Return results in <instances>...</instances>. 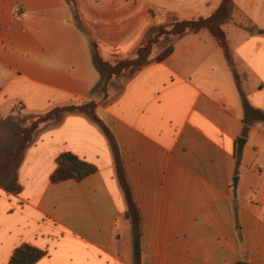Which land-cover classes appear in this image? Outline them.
Instances as JSON below:
<instances>
[{"label": "crops", "instance_id": "1", "mask_svg": "<svg viewBox=\"0 0 264 264\" xmlns=\"http://www.w3.org/2000/svg\"><path fill=\"white\" fill-rule=\"evenodd\" d=\"M222 1L0 0V123L17 105L35 115L94 101L140 209L141 264H264V122L245 123L242 98L264 111V0H233L222 22L232 65L203 30L174 41L165 60L114 79L108 97L94 91L102 74L91 39L115 63L152 28L209 17ZM51 123L17 170L22 191L0 188V264L24 243L46 252L35 264H133L107 136L84 114ZM65 152L97 171L52 182Z\"/></svg>", "mask_w": 264, "mask_h": 264}, {"label": "trees", "instance_id": "2", "mask_svg": "<svg viewBox=\"0 0 264 264\" xmlns=\"http://www.w3.org/2000/svg\"><path fill=\"white\" fill-rule=\"evenodd\" d=\"M70 5H75V0H66ZM233 0H223L219 8L214 14L209 17H202L193 20H178L165 25L152 28L141 45L136 49L135 54L127 59L118 60L111 63L103 59L99 52L97 43L91 39L93 48V60L95 66L102 74V79L95 88V92H102L105 97H108V89L113 80L119 78L121 75L132 76L144 66L151 62H160L165 60L174 51V43L171 44L166 51L158 55L155 54L156 46L165 38H173L174 41L188 33H199L203 30L209 31L214 35L224 50L225 55L232 65V55L227 40L225 30L222 28V22L229 18ZM75 21L77 25L86 29L79 11L74 8ZM1 44V41H0ZM243 106L245 117L244 121L250 125L255 122H264V111L254 108L243 94ZM97 104L94 101H84L82 103H72L51 108L50 110L36 114L33 116L32 123L19 131V139L17 144L13 147L10 157L2 160L0 163V188L8 194L16 195L22 191V186L18 181L17 172L11 181H3L5 171L11 165H15L18 169L23 161L26 150L34 143L35 133L40 129L43 123H60L68 114H84L90 118L94 123L100 126L107 136L110 146L115 156V164L117 169V176L121 187L125 193L127 201V219L131 222L133 232L134 244V263L141 264V214L140 209L135 199L133 187L128 179L123 159L119 153L115 138L109 128L98 117L96 113ZM238 161L240 160V153H236ZM58 166L51 175V181L54 183L61 182L67 179L82 180L87 176L95 173L97 167L71 152H65L59 155L57 159ZM46 252L36 246L24 243L16 248L11 257L9 264H35L45 256ZM238 264H251L249 262H240Z\"/></svg>", "mask_w": 264, "mask_h": 264}, {"label": "rangeland", "instance_id": "3", "mask_svg": "<svg viewBox=\"0 0 264 264\" xmlns=\"http://www.w3.org/2000/svg\"><path fill=\"white\" fill-rule=\"evenodd\" d=\"M173 42V38L165 41L164 44H161L159 46V48H155L156 54L154 55H158L163 51H166V49L171 44H173ZM35 115L28 114L20 105H17L13 112L7 118H5L2 123H0V163L2 162V160L11 156L13 147L17 144L19 139V131L24 127L29 126L34 120L33 116ZM52 125L53 124L51 122L41 124L40 129L35 133L34 139H36L38 133L41 131V128L50 127ZM17 170L18 168L15 165H11L10 167H8L5 171L3 181H11Z\"/></svg>", "mask_w": 264, "mask_h": 264}, {"label": "water", "instance_id": "4", "mask_svg": "<svg viewBox=\"0 0 264 264\" xmlns=\"http://www.w3.org/2000/svg\"><path fill=\"white\" fill-rule=\"evenodd\" d=\"M244 144H245V139L240 137L238 139V152H241L243 150ZM237 181H238V177H235L234 179L235 185L237 184Z\"/></svg>", "mask_w": 264, "mask_h": 264}]
</instances>
